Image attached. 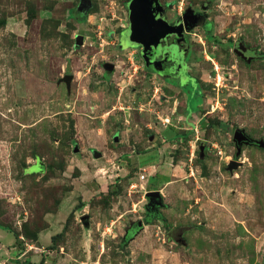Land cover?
<instances>
[{
    "label": "rangeland",
    "instance_id": "rangeland-1",
    "mask_svg": "<svg viewBox=\"0 0 264 264\" xmlns=\"http://www.w3.org/2000/svg\"><path fill=\"white\" fill-rule=\"evenodd\" d=\"M126 1L0 0V264H264V0H160L202 17L188 100L122 45Z\"/></svg>",
    "mask_w": 264,
    "mask_h": 264
},
{
    "label": "flooded vegetation",
    "instance_id": "flooded-vegetation-1",
    "mask_svg": "<svg viewBox=\"0 0 264 264\" xmlns=\"http://www.w3.org/2000/svg\"><path fill=\"white\" fill-rule=\"evenodd\" d=\"M130 1L127 0L124 4L125 9L128 11V27L121 35L123 36L122 45L139 47V57L143 62L144 68L169 83L167 85L168 87L171 86L169 89H173L172 87H174L184 91L186 100H188L190 93H188L186 88L187 82L183 80L193 78V76L188 71L187 64L190 55V43L187 30L191 27V23L198 24L201 21V15L196 10L191 11L187 9L188 12L186 10L181 15L169 19L167 14L169 9H172V4L169 2H161L160 0L152 2L148 8L151 11V17L148 18V21L152 26V37L145 49L142 44L134 42L135 37L130 32ZM147 35L145 34V36ZM167 79L171 80L169 81ZM131 229L135 231V226H132Z\"/></svg>",
    "mask_w": 264,
    "mask_h": 264
},
{
    "label": "water",
    "instance_id": "water-1",
    "mask_svg": "<svg viewBox=\"0 0 264 264\" xmlns=\"http://www.w3.org/2000/svg\"><path fill=\"white\" fill-rule=\"evenodd\" d=\"M79 6H83L84 8H87L90 5V0H79ZM152 2H156V0H131L129 4V17H130V32L135 37L134 42L140 43L144 46L146 49L148 46L149 40H151V23L148 21V18L151 17V11L148 9L149 5ZM195 23H191V27H193ZM145 34H148L145 36ZM82 39L81 36L78 37V41ZM241 47H243V44H240ZM244 52L247 53V60H250L253 55L255 54V49L248 50L247 48H244ZM104 67L107 71H113L114 64L113 63H105ZM72 78L71 74H66L65 77H63V80L66 82L67 86H69L70 80ZM233 138L239 147L242 142L252 143L254 140H252L250 137H248L242 130H235ZM259 145L263 146V142H257ZM233 164V163H232ZM145 196L149 198V202L146 205V209L148 210L150 205H153V203H161V197H160V191L159 189L149 190L145 193ZM132 226H135V231H132ZM143 226V223L138 220L136 222L131 223V227L127 229V236H132L133 232L136 233L141 227ZM182 229H172L170 231V234L175 239H179V234L181 233Z\"/></svg>",
    "mask_w": 264,
    "mask_h": 264
},
{
    "label": "crops",
    "instance_id": "crops-1",
    "mask_svg": "<svg viewBox=\"0 0 264 264\" xmlns=\"http://www.w3.org/2000/svg\"><path fill=\"white\" fill-rule=\"evenodd\" d=\"M169 87H171V86H169ZM152 139V138H151ZM112 141H113V144L115 145V148H113L112 150L117 154L116 156H119L120 154H122V153H126L127 152V149L124 147V144H122L123 142H122V140L121 139H119V137H115V135L112 137ZM122 144V145H121ZM92 147H90V148H88V150H92V151H89V153H90V155H92L93 156V158H95L96 160L97 159H99V158H103L104 156H105V152H102V151H99L97 148H96V146L95 147H93V145H91ZM86 148V147H85ZM78 147L76 146L75 147V152H77L78 151ZM132 150V149H131ZM154 151L153 150H151V151H149V150H147V152H146V154H144V155H142L141 156V158H138V155H140V154H138V155H136L135 154V156H133V155H128V157H130V158H132L133 160H131V161H133V163H131L130 162V160L128 159V158H126V162H125V165H123V166H119V168L121 169V170H124L125 168H128V166L130 165V164H132L133 166H136L135 165V163L136 164H138L139 166H141V167H143V165H145V164H147V163H150L151 165H149V166H153L154 167V165H152V162H153V160H154ZM128 159V160H127ZM135 160V161H134ZM140 160V161H139ZM139 162L141 163V165L139 164ZM130 163V164H129ZM122 165V164H121ZM149 166H147L146 168H143V170L145 171V170H147V168H149ZM157 167V166H156ZM151 176H154V174H151ZM165 183H168V181H166ZM5 233L4 235L5 236H7V233L6 232H4V231H0V233ZM1 233V234H2ZM10 234H12L11 232H9ZM14 236V235H13ZM14 238H15V236H14ZM6 240H8V241H12V242H14V240H11V239H8V237H6ZM16 241V240H15Z\"/></svg>",
    "mask_w": 264,
    "mask_h": 264
},
{
    "label": "trees",
    "instance_id": "trees-1",
    "mask_svg": "<svg viewBox=\"0 0 264 264\" xmlns=\"http://www.w3.org/2000/svg\"><path fill=\"white\" fill-rule=\"evenodd\" d=\"M186 134H185V136H186ZM168 180H169V177L167 175H164V174L151 176L149 179V183H148V190L157 189L161 183L166 182ZM0 227L3 228V226L1 224H0ZM12 232L14 233V231H12ZM15 237H16V240H18V237L17 236H15ZM44 258H45V254H41V257H40L37 264H42L45 260ZM24 264H36V263H34L32 261H28V262H25Z\"/></svg>",
    "mask_w": 264,
    "mask_h": 264
}]
</instances>
